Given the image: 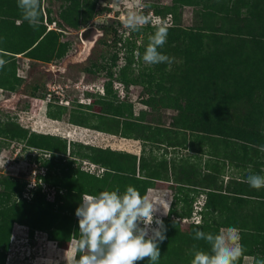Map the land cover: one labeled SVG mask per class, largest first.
Returning <instances> with one entry per match:
<instances>
[{
    "label": "trees",
    "instance_id": "trees-1",
    "mask_svg": "<svg viewBox=\"0 0 264 264\" xmlns=\"http://www.w3.org/2000/svg\"><path fill=\"white\" fill-rule=\"evenodd\" d=\"M7 1L10 3L13 0H0V10L7 7L6 4L2 5ZM94 2L95 0L92 1V6ZM172 2L173 5L167 9L173 16V23L168 26H165V23L161 24L167 28V42L159 51L172 55L173 58L177 57L179 61L173 66L174 73L167 71L168 65H163L156 70L158 77L154 74L150 75L145 85L149 91L153 82L161 86L160 89L156 88L155 94L149 97V101L159 102L162 108L176 111L171 128L156 130L157 132L151 131L150 127L137 130L134 128L139 127L138 125L125 121L115 131L111 130L110 125L106 128L105 123L99 127L94 126L93 129L98 132L120 134L122 137L156 142L168 147L185 145L186 133H188L193 143H197L200 150L205 148V153L210 158L228 162L234 167L252 168L256 165L257 159L264 158V153L259 151V146L264 145V130L259 127L260 122L256 119L258 116L256 112L261 113L264 107L261 98L264 95V0L255 4L250 3V0L247 2L245 0H172ZM188 6L198 7L200 10L198 22L191 28L181 27L177 21V11ZM16 20H21V23L15 26V31H10V38H15L16 34L22 35V32H26L25 37L29 38L24 37L19 45L16 44L17 42L7 44L0 41L2 58L7 60L8 53H12L23 54L26 58L35 61L49 62L57 46L65 47L54 37L55 31H46V27L42 24L38 30H34L27 21H23L22 16H17ZM42 20L43 14L41 22ZM3 23L4 21H0V29L4 27ZM110 31L113 30L105 28L106 33ZM119 42L114 34L112 46L116 47ZM137 50L141 58L144 47ZM65 51V49L60 51L58 57ZM132 52L131 50L125 55V64L119 70L118 80H123L125 71L134 63ZM116 61L117 52H114L110 58L111 68L115 66ZM3 69L7 70V66L5 65ZM97 70H99L97 64H92L85 69V72L93 74ZM108 76L111 78L112 73L109 72ZM9 80L21 82L15 78L14 71L11 79L4 78L0 73V86L11 85ZM36 89L35 87L34 90ZM39 105L37 103L33 107L36 112ZM104 105L106 110L103 115L108 116L105 120L117 122L115 119L119 116L118 108H113L111 104ZM72 123L85 126L87 120L73 119ZM131 127L134 136L127 135ZM4 133L12 139H24L27 135V132L17 124H11ZM45 139L44 143L31 141L30 144L43 146L48 150L52 156L42 165L61 163L63 169L60 173L48 172L47 175L39 177L41 180L39 182L43 184L36 185L29 200L22 196V188L14 186L9 178L0 179V264L5 263V249L9 244L13 224L26 226L30 238L36 233H43L48 240L69 242L71 238H75L74 234L77 235L78 217L77 219H73L72 216L60 217L55 210L56 205H60L59 208L62 209H71L72 200L76 195L81 203L80 197L83 193L98 194L104 190L117 188L123 192L129 185L136 187L144 195L152 188V181L162 177L161 173L155 170H152L150 176L146 178L136 177L135 161L133 167L128 169L121 164L125 163L121 161V156L109 158L105 155L106 158L102 156L99 159H92L96 163H104L107 167L104 176L97 178L73 169L72 161L59 156L65 152V146L49 141L52 139L51 136H46ZM178 140L181 142L178 143ZM178 167V174L184 179L183 182H186L178 186L179 192L185 191L184 196L188 199H184V204H187L188 208H182L186 219H191L194 212L193 193L201 191L205 195L201 222L191 223L189 233L180 232L178 222L172 219L173 214L176 213L172 202L168 214L162 218L166 228L164 233L166 239L158 244L161 252L158 264H190L194 244L198 248L208 250V245L204 241L193 239L195 228L206 233H217L222 228H236L240 233V243L245 250L237 264H242V259L245 257H251L254 254L253 248L260 249L264 255V195L254 196L250 191L252 187L246 183V185L240 184L241 182H231L230 186L233 187H227L226 191L221 190L216 183L220 172L213 169L207 171L206 175L200 176L201 178L197 176L194 178L196 171L192 170V167L185 165ZM140 168L144 170L143 166ZM161 168L164 170L166 164ZM42 185L47 189L57 187L65 193L61 194V191L57 190L54 200L50 202L46 198V193L42 192ZM190 195L192 197L189 199ZM247 204H253L254 208L249 209L253 211L252 215L245 210ZM142 263L148 264V258L137 262V264Z\"/></svg>",
    "mask_w": 264,
    "mask_h": 264
},
{
    "label": "rangeland",
    "instance_id": "rangeland-1",
    "mask_svg": "<svg viewBox=\"0 0 264 264\" xmlns=\"http://www.w3.org/2000/svg\"><path fill=\"white\" fill-rule=\"evenodd\" d=\"M92 1L42 0L41 24L46 27V31H55L54 37L58 39L59 44L65 45V47L57 46L49 62L35 61L26 58L23 54L8 53L7 70L1 69L0 73L4 78L11 79L14 71L15 78L21 82L9 80L11 85L0 86V179L9 178L14 186L22 188V196L30 197L36 185L43 184L39 182L41 181L39 177L47 175L48 172L60 173L63 169L61 163L42 165L52 156L48 150L43 146L30 144L31 141L44 143L45 137L51 136L52 139L49 141L65 146V152L59 156L72 161L73 169L97 178L104 176L107 167L104 163H96L92 159H99L102 156L106 158L105 155L109 158L121 156V161L127 163L121 164L128 169L135 161V174L139 178L150 176L152 170L161 173V179H154L152 188L148 189L146 194L165 200L164 207L167 212L173 202L172 207L176 213L173 214L172 219L178 222L180 232L189 233L191 223L201 222L205 195L201 191L193 193L194 212L191 219H186L182 208H188L187 204H184V199L187 198L184 196L185 191L179 192L178 187L186 182H183L184 179L178 174V165L192 167V170L196 171L194 178L196 176L201 178L200 176L206 175L211 169L220 172L216 183L221 190L226 191L227 187H233L230 186L231 182L248 184L246 177L249 174L264 175V158L257 159L256 165L252 168L234 167L228 162L210 158L205 153V148L200 150L199 145L193 143L188 133H186L185 145L168 147L156 142L138 140L134 137L125 136V138L120 134L94 130V126L99 127L105 123L106 128L110 125L111 130L115 131L125 121L138 125L139 127H133L137 130L143 127H150L154 132L169 130L177 113L169 108H162L159 102L149 101V97L155 94L156 88H161L158 83L153 82L150 91L145 87L149 76L154 74L158 77L156 70L168 64L146 65L142 57L136 55L139 53L138 48L144 47L145 50L149 42L148 38L154 34L156 26L164 23L168 26L173 23V16L167 9L173 5L172 0H95L94 6ZM258 1L260 0H250V3L255 4ZM138 2L149 5L142 11L150 16V23L139 33L126 30L122 23L128 11L135 10ZM5 4L7 7L0 10V21H4L2 25L4 27L0 29V41L7 44L17 42L16 44L19 45L22 39L24 40L25 34L27 35L26 32H22L23 38L21 34H16L15 38L9 36L10 31L21 23V20H16L17 16H21L17 0L2 3ZM199 12L198 7L188 6L179 9L177 11L179 25L186 28L194 27L198 22ZM90 27H94L97 32L92 35L93 43L87 49L80 34ZM105 28H111L113 31L106 33ZM114 34L115 38L120 40L116 47L112 46ZM64 49L66 50L64 54L58 57L60 51ZM131 50L134 63L125 71L123 80H118L119 70L125 64V55ZM114 52H117V61L111 68L110 58ZM178 61V58L174 57L171 65L167 66V71L174 73L173 66ZM92 64H97L99 70L87 74L85 69ZM109 72L112 73L111 78L108 76ZM48 94L51 95L50 102L46 101ZM261 98L264 105V95ZM146 102L153 104L148 105ZM37 103L40 105L36 112L33 107ZM104 104L118 108L119 116L115 119L118 123L105 120L108 116L103 115L106 110ZM256 113L258 114L256 119L260 122L259 127L264 130V107L261 113ZM82 118L87 120L85 126L72 123L73 119ZM11 124H17L25 130L26 137L12 139L6 135L4 131ZM131 129L132 127L130 132L126 131L127 135L132 134ZM181 140L177 142L180 143ZM94 148L105 152L92 150ZM165 164L166 168L163 170L161 167ZM141 166L144 170L140 168ZM42 190L50 202L54 200L57 190L61 191V194L65 193L57 187L47 189L44 185ZM250 191L254 196L264 195V188L259 190L252 188ZM191 197L192 195L189 199ZM72 201L71 209L55 206L60 217L72 216L73 219H77L75 213L80 205L78 196L76 195ZM253 208V204L245 206L246 212L251 215L253 211L249 209ZM241 210L245 212L244 209ZM164 216H166L164 209L160 207L155 214L152 227H157L155 220H162ZM238 235L240 237L239 231ZM74 240L75 238H71L69 242L48 240L43 233H36L30 238L27 227L15 223L11 229L8 247L5 249L4 264H67L65 253L67 252L69 258L76 254ZM252 251L254 254L242 259V264H254L255 259H264L260 249L253 248ZM29 253L30 256L26 257Z\"/></svg>",
    "mask_w": 264,
    "mask_h": 264
},
{
    "label": "clouds",
    "instance_id": "clouds-1",
    "mask_svg": "<svg viewBox=\"0 0 264 264\" xmlns=\"http://www.w3.org/2000/svg\"><path fill=\"white\" fill-rule=\"evenodd\" d=\"M17 7L23 21L38 30L41 25L42 0H17ZM149 5L142 2L136 4L123 20V27L131 32H139L150 23V16L142 10ZM143 52L142 61L146 65L167 63L173 58L159 51L167 42V28L156 26L154 34ZM137 56L140 54L137 53ZM8 60L0 56V69ZM264 152V145L259 146ZM246 182L254 189L264 188V175L249 174ZM165 200L142 195L140 191L129 185L121 192L104 190L98 194L83 193L81 203L76 209L79 220V234H74V245L77 254L68 257L67 264H137L148 258V264H158L161 252L158 244L166 239L162 220H155L158 225L153 228L154 217L160 207L165 211ZM199 224V221L196 222ZM194 240L204 241L208 250L192 247L193 258L190 264H237L244 254L239 243L238 230L234 227L222 228L217 233L194 229ZM70 247V246H69ZM30 253L26 256L29 257ZM254 264H264V259H255Z\"/></svg>",
    "mask_w": 264,
    "mask_h": 264
},
{
    "label": "water",
    "instance_id": "water-1",
    "mask_svg": "<svg viewBox=\"0 0 264 264\" xmlns=\"http://www.w3.org/2000/svg\"><path fill=\"white\" fill-rule=\"evenodd\" d=\"M96 29L94 27L87 28L86 30L82 31L80 36L82 40H85V38H91L90 42L93 41L92 35L96 34Z\"/></svg>",
    "mask_w": 264,
    "mask_h": 264
},
{
    "label": "bare ground",
    "instance_id": "bare-ground-1",
    "mask_svg": "<svg viewBox=\"0 0 264 264\" xmlns=\"http://www.w3.org/2000/svg\"><path fill=\"white\" fill-rule=\"evenodd\" d=\"M90 40H91L90 38H85V40H84V41H85L84 44H86V48H87V49H88V48L92 45V43H93V42H90Z\"/></svg>",
    "mask_w": 264,
    "mask_h": 264
},
{
    "label": "built area",
    "instance_id": "built-area-1",
    "mask_svg": "<svg viewBox=\"0 0 264 264\" xmlns=\"http://www.w3.org/2000/svg\"><path fill=\"white\" fill-rule=\"evenodd\" d=\"M50 100H51V95L48 94V95H47V98H46V101L49 102ZM23 197H24V198L27 197L26 199L29 200V198H30L31 196H30V197H28V196H23Z\"/></svg>",
    "mask_w": 264,
    "mask_h": 264
},
{
    "label": "crops",
    "instance_id": "crops-1",
    "mask_svg": "<svg viewBox=\"0 0 264 264\" xmlns=\"http://www.w3.org/2000/svg\"><path fill=\"white\" fill-rule=\"evenodd\" d=\"M82 129H85V130H87V128H82ZM66 138V137H65ZM70 140H72V139H70ZM86 145H88V144H86Z\"/></svg>",
    "mask_w": 264,
    "mask_h": 264
},
{
    "label": "flooded vegetation",
    "instance_id": "flooded-vegetation-1",
    "mask_svg": "<svg viewBox=\"0 0 264 264\" xmlns=\"http://www.w3.org/2000/svg\"><path fill=\"white\" fill-rule=\"evenodd\" d=\"M50 102V101H49Z\"/></svg>",
    "mask_w": 264,
    "mask_h": 264
}]
</instances>
